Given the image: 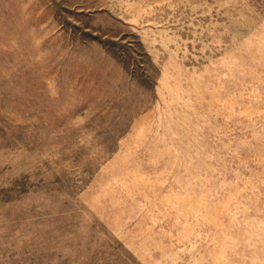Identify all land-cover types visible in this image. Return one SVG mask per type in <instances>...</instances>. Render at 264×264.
<instances>
[{"label": "rangeland", "instance_id": "1", "mask_svg": "<svg viewBox=\"0 0 264 264\" xmlns=\"http://www.w3.org/2000/svg\"><path fill=\"white\" fill-rule=\"evenodd\" d=\"M0 264H264V0H0Z\"/></svg>", "mask_w": 264, "mask_h": 264}]
</instances>
